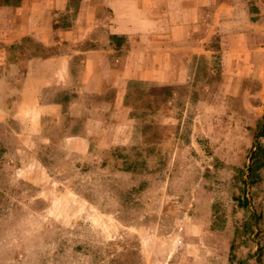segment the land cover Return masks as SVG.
I'll use <instances>...</instances> for the list:
<instances>
[{"label":"rangeland","instance_id":"rangeland-1","mask_svg":"<svg viewBox=\"0 0 264 264\" xmlns=\"http://www.w3.org/2000/svg\"><path fill=\"white\" fill-rule=\"evenodd\" d=\"M91 46L25 40L11 61L19 76L31 57ZM207 48L184 74L129 81L116 106L90 96L86 113L75 85L40 92L63 105L42 118L35 93H0V264H264V167L247 172L264 80L232 74L218 34Z\"/></svg>","mask_w":264,"mask_h":264},{"label":"crops","instance_id":"crops-1","mask_svg":"<svg viewBox=\"0 0 264 264\" xmlns=\"http://www.w3.org/2000/svg\"><path fill=\"white\" fill-rule=\"evenodd\" d=\"M73 12V22L63 23ZM214 34L232 74L250 72L264 80V0H0V93H35L39 118L63 110L62 103L38 102L40 92L56 85L77 87L74 106L83 108L82 113L88 110L86 99L109 92H115L116 106L131 80L184 74L179 68L195 54L208 53ZM110 36L123 41L115 44ZM25 40L43 48L84 42L95 46L70 55L31 57L16 76L18 64L11 58ZM123 42L138 46L123 51ZM76 54L82 63L77 82L71 71ZM27 108L21 103L19 115L30 116L23 111ZM76 140L87 143L83 137Z\"/></svg>","mask_w":264,"mask_h":264},{"label":"trees","instance_id":"trees-1","mask_svg":"<svg viewBox=\"0 0 264 264\" xmlns=\"http://www.w3.org/2000/svg\"><path fill=\"white\" fill-rule=\"evenodd\" d=\"M13 1L15 3H17L19 0H13ZM110 39L112 41H115V40L119 39V37L110 36ZM117 46L119 47L120 45H117ZM263 136H264V117L257 126V133H256L257 138H256V142L254 144V148L252 150V153L250 155V158L252 160H254L257 163V165H255L256 168L248 165V167H247L248 174H252L255 170H257V168L259 169V168L264 167V146H262L258 142V138L263 137Z\"/></svg>","mask_w":264,"mask_h":264}]
</instances>
